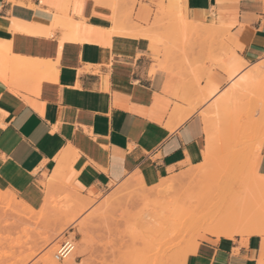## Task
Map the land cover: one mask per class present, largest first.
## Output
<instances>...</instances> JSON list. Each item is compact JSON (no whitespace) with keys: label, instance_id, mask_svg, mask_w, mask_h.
Masks as SVG:
<instances>
[{"label":"crops","instance_id":"0c3cea01","mask_svg":"<svg viewBox=\"0 0 264 264\" xmlns=\"http://www.w3.org/2000/svg\"><path fill=\"white\" fill-rule=\"evenodd\" d=\"M173 2L229 32L231 70L264 59V0H0V191L62 225L86 221L93 198L126 180L176 179L173 191L208 175L214 137L203 106L188 102L194 89L181 76L157 68L150 40L157 6ZM242 143L261 146L249 167L264 191V136ZM218 201L260 213V223L238 221L231 238L201 235L181 264H264V202Z\"/></svg>","mask_w":264,"mask_h":264},{"label":"rangeland","instance_id":"374dc122","mask_svg":"<svg viewBox=\"0 0 264 264\" xmlns=\"http://www.w3.org/2000/svg\"><path fill=\"white\" fill-rule=\"evenodd\" d=\"M150 27L157 68L181 76L194 89L188 102L194 108L202 105L201 115L209 120L214 153L208 175L185 179L177 189L152 199L142 194L167 179L150 188L139 183L129 190L111 188L93 198V203H98L86 221L67 219L62 225L56 224L52 214L44 216L42 209L31 210L13 196L9 206L0 203V264H46L51 252L56 254L63 242L73 237V257L62 259L60 264H181L192 255L191 247L205 237L201 235L207 234L203 230L192 233L187 225L186 233L182 223V229L177 227L178 219L181 221L198 198L254 197L264 202V191L255 186L257 179L249 167L251 156L261 146L242 143L264 136V129L259 131L264 116V69L258 70L261 64L257 65L264 59L254 67L244 62L231 74L230 57L236 48L229 32L214 21L187 19L178 3L167 7L159 4ZM204 29L213 31L208 34ZM245 70L257 72L249 81L236 79ZM196 168L178 175L186 176ZM10 194L0 191V195ZM69 222L75 224L69 226ZM175 234L183 237L172 247L166 237Z\"/></svg>","mask_w":264,"mask_h":264},{"label":"bare ground","instance_id":"6f19581e","mask_svg":"<svg viewBox=\"0 0 264 264\" xmlns=\"http://www.w3.org/2000/svg\"><path fill=\"white\" fill-rule=\"evenodd\" d=\"M259 66V65H258ZM262 68L264 69V61H263V63H261V66H259L258 67V70L260 69V70H262ZM241 68H240V66L239 67H237V68H233L232 70H231V74H235L236 72H238L239 70H240ZM251 73V72H250ZM253 73H254V71H253ZM248 76H244V77H242V76H240V77H242L241 78V80H249L250 78H252L249 74H247ZM240 77L238 78V79H240ZM248 83H250V82H248ZM208 160H209V158H208ZM199 174V173H198ZM193 176H194V174H192ZM200 175V174H199ZM227 176V175H226ZM188 178V177H187ZM224 178V177H223ZM253 178V177H252ZM173 179V178H172ZM179 179V178H178ZM191 179V178H190ZM194 179H196V175L194 176ZM131 180V179H130ZM130 180H126L125 182H123L120 186H119V188H117L118 189V191H123V190H129V189H131V188H133L135 185H136V183L135 182H133V181H130ZM176 179H174L173 181H166V180H163V181H161V183L160 184H158L156 187H154V188H151V189H149V190H147L145 193L146 194H142V197L143 198H145V197H148V196H150V199H152L153 197L152 196H155L156 197V195H158L159 197L161 196L160 194H162L163 196H164V193L165 194H167V192H169V191H171L172 190V187H173V185H174V181H175ZM183 180H185V179H183ZM177 183L179 182V181H176ZM182 183V182H181ZM180 183V184H181ZM179 184V183H178ZM139 187V186H138ZM175 187V186H174ZM222 190H223V188H221ZM144 190V189H143ZM199 191H200V189H199ZM196 192H198L197 190H196ZM223 192V191H222ZM225 192V191H224ZM134 193V192H133ZM199 193V192H198ZM201 193V192H200ZM211 194V193H210ZM209 194V195H210ZM235 194V193H234ZM216 194H214V196H215ZM157 196V197H158ZM213 196V197H214ZM152 197V198H151ZM154 197V198H155ZM208 197V196H207ZM205 197L204 199H200L199 200V198H198V202L194 205V206H192L188 211H186L182 216H181V221H180V219H178L179 221V223H180V225H178L177 227L178 228H180V226H181V223H182V228L183 229H185L184 227L186 226V228H188V230L190 231V232H198V230L199 231H201V230H203V231H205L206 233H209V234H214V235H219V234H226V233H231L232 232V234L233 233H239V231L238 232H236V231H234L235 229H238V228H235L234 229V227H236V225L237 224H235V223H237L238 221H242V223L244 222L246 225H247V223L248 222H250L249 224H250V226H251V220L253 219V221H254V218L256 219V215L257 214H260V213H257V212H259V211H263V210H259L258 211V205H252L251 204V207L253 206H258L257 207V214L255 215V217L253 216V213H251L250 214V210H246V208L244 209L243 207H240V209L241 210H239V208H236V207H239L238 205H236V206H234L235 207V209L233 208V207H230V206H232V204H230V208L228 207V201L226 202L227 204H225V206L223 207V208H220L219 206L220 205H222V203L221 202H219L218 200V196H216L217 198H215L214 197V199L215 200H213L212 198H211V196H210V198L208 197ZM237 198V197H236ZM148 199H149V197H148ZM220 199H221V196H220ZM12 200H13V195H11L10 194V196L8 195V196H5V195H0V203L1 204H5V205H7V206H9L10 205V203L12 202ZM145 200V199H144ZM197 200V199H196ZM230 200V199H229ZM242 200V199H241ZM245 200V199H244ZM147 201H149V200H147ZM223 201V200H222ZM193 202V201H192ZM147 203V202H146ZM219 203H221V204H219ZM234 203H235V201H234ZM239 203V202H238ZM237 203V204H238ZM247 203V202H246ZM248 203H249V201H248ZM150 204V203H149ZM152 204V203H151ZM250 204V203H249ZM4 205V206H5ZM154 205V204H153ZM245 207L247 206V205H245V204H243ZM264 205V204H263ZM242 206V205H241ZM248 206H250V205H248ZM147 207V206H146ZM170 207V206H169ZM187 207V206H186ZM150 208V207H149ZM152 208V207H151ZM159 208V207H158ZM188 208V207H187ZM186 208V209H187ZM243 208V209H242ZM250 208V207H249ZM255 208V207H254ZM253 208V209H254ZM178 209V208H177ZM261 209V208H260ZM4 210V209H3ZM243 210H246L247 212H245V211H243ZM250 211V212H249ZM249 212V213H248ZM254 212V211H253ZM171 215V214H170ZM181 215V214H180ZM261 215V214H260ZM264 215V214H263ZM175 217V216H174ZM177 218H178V216H176ZM252 217V218H251ZM254 217V218H253ZM259 216L257 215V218H258ZM175 219V218H174ZM251 219V220H250ZM176 220V219H175ZM244 220V221H243ZM249 220V221H248ZM7 222V221H6ZM178 222H175V226L177 225V223ZM247 222V223H246ZM255 222V221H254ZM259 221H256L255 223H258ZM70 223V222H69ZM68 223V224H69ZM239 223V222H238ZM260 223V222H259ZM67 224V225H68ZM167 225V224H166ZM253 225V224H252ZM69 226H71V224H69ZM249 226V228L251 229V227ZM252 227H254V226H252ZM262 227V226H261ZM182 228H180V229H182ZM240 228V227H239ZM241 228H244V227H241ZM173 229L175 230L176 228H174L173 227ZM180 229H179V231H180ZM259 229V228H258ZM257 229V230H258ZM164 230V229H163ZM167 230V229H166ZM176 230H178V229H176ZM256 230V229H255ZM178 231V232H179ZM183 231H185L186 233H187V231H186V229L185 230H183ZM234 231V232H233ZM245 231V230H244ZM184 232V233H185ZM189 232V233H190ZM256 232V231H255ZM240 233H242V232H240ZM239 233V234H240ZM261 233V232H260ZM169 234H170V232H169ZM177 234V233H176ZM176 234H175V236H171L170 238L169 237H166V238H168L169 240L167 241V243L168 244H170L172 247H174L180 240H182V239H179V238H182L183 236H176ZM165 237V236H164ZM163 237V238H164ZM187 237V236H186ZM215 237H226V238H231V237H233V236H215ZM165 239V238H164ZM167 240V239H166ZM179 240V241H178ZM162 241V240H161ZM160 242V241H159ZM164 243V242H163ZM160 245V244H159ZM195 245H197V244H194L193 246H195ZM158 246V245H157ZM191 247V249L193 248H195V247ZM158 248H160V247H158ZM58 250V249H57ZM158 250V249H157ZM168 250H170V248L168 249ZM74 251V250H73ZM174 251V250H173ZM193 251V250H192ZM159 252H160V250H159ZM195 252V251H194ZM52 254H51V257L50 258H48L47 260H45L46 261V264H60V259H59V256L57 255V252H56V254L55 253H53V251L51 252ZM72 250H71V252L67 255V256H65V259H67L68 257L69 258H72L73 256H72ZM154 253H156L157 255H158V252L157 251H155ZM156 254H154V255H156ZM156 255V256H157ZM160 255V254H159ZM158 255V256H159ZM162 255V254H161ZM164 255V254H163ZM157 256V257H158ZM155 257V256H154ZM161 257V256H160ZM64 259V260H65ZM74 259V258H73ZM151 259H153V258H149V260L148 261H151ZM155 259V258H154ZM68 260V259H67ZM153 262V261H152ZM157 262V261H156ZM163 262V261H162ZM150 263V262H149ZM160 263V262H159ZM78 264V263H77ZM150 264H152V263H150ZM157 264V263H156Z\"/></svg>","mask_w":264,"mask_h":264},{"label":"built area","instance_id":"2783aa9c","mask_svg":"<svg viewBox=\"0 0 264 264\" xmlns=\"http://www.w3.org/2000/svg\"><path fill=\"white\" fill-rule=\"evenodd\" d=\"M74 237L72 239H67L60 248L57 250V255L59 256L60 261L67 256L71 250H73Z\"/></svg>","mask_w":264,"mask_h":264}]
</instances>
